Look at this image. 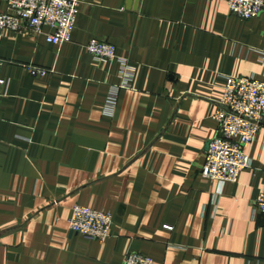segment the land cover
<instances>
[{
	"label": "crops",
	"instance_id": "crops-1",
	"mask_svg": "<svg viewBox=\"0 0 264 264\" xmlns=\"http://www.w3.org/2000/svg\"><path fill=\"white\" fill-rule=\"evenodd\" d=\"M263 50L264 12L226 0H82L60 46L0 33V264H264V130L236 183L201 176L226 79L264 81ZM75 206L112 214L110 237L73 234Z\"/></svg>",
	"mask_w": 264,
	"mask_h": 264
},
{
	"label": "built area",
	"instance_id": "built-area-1",
	"mask_svg": "<svg viewBox=\"0 0 264 264\" xmlns=\"http://www.w3.org/2000/svg\"><path fill=\"white\" fill-rule=\"evenodd\" d=\"M229 11L243 20L258 18L264 12V0H226ZM82 0H7V10L0 11V33L22 35L26 32L43 37L48 44L60 46L72 40ZM86 51L101 63L119 61L117 49L108 42L91 40ZM264 63V50L260 56ZM122 63L126 84L132 77L127 60ZM32 76L44 77L48 71L28 67ZM0 80V88L5 85ZM117 91L110 94L107 105L113 110ZM112 112V111H110ZM218 135L208 144L201 176L224 185L236 183L240 174L251 168L250 152L258 134L264 130V81L255 78L228 77L220 108L214 116ZM254 215H264V192L253 204ZM112 217L84 206H75L68 221L73 234L106 241L110 237ZM124 264H157L153 259L129 254Z\"/></svg>",
	"mask_w": 264,
	"mask_h": 264
},
{
	"label": "rangeland",
	"instance_id": "rangeland-1",
	"mask_svg": "<svg viewBox=\"0 0 264 264\" xmlns=\"http://www.w3.org/2000/svg\"><path fill=\"white\" fill-rule=\"evenodd\" d=\"M109 215H111V217H112V221H113V216H112V214H110V213H108ZM113 223H114V221H113ZM113 223H112V226H113ZM111 230H112V227H111ZM110 235H111V231H110ZM96 241H98V240H96ZM99 242H101V241H99Z\"/></svg>",
	"mask_w": 264,
	"mask_h": 264
},
{
	"label": "water",
	"instance_id": "water-1",
	"mask_svg": "<svg viewBox=\"0 0 264 264\" xmlns=\"http://www.w3.org/2000/svg\"><path fill=\"white\" fill-rule=\"evenodd\" d=\"M132 0H129V4H131ZM136 4H137V1H136Z\"/></svg>",
	"mask_w": 264,
	"mask_h": 264
}]
</instances>
